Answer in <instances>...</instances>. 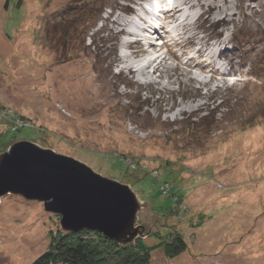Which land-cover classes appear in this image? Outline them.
<instances>
[{
	"label": "rangeland",
	"instance_id": "374dc122",
	"mask_svg": "<svg viewBox=\"0 0 264 264\" xmlns=\"http://www.w3.org/2000/svg\"><path fill=\"white\" fill-rule=\"evenodd\" d=\"M180 1L0 0V107L33 125L4 140L130 185L150 246L166 235L152 208L172 201L123 157L174 171L161 180L189 210L168 233L188 249L150 264H264V0H185L174 13ZM127 85L142 91L133 109ZM9 123L0 115V135ZM58 228L43 202L6 195L0 264H34Z\"/></svg>",
	"mask_w": 264,
	"mask_h": 264
},
{
	"label": "water",
	"instance_id": "95a60500",
	"mask_svg": "<svg viewBox=\"0 0 264 264\" xmlns=\"http://www.w3.org/2000/svg\"><path fill=\"white\" fill-rule=\"evenodd\" d=\"M8 194L43 202L68 234L92 230L120 244L145 236V227L137 226L144 204L129 185L29 141L0 154V204Z\"/></svg>",
	"mask_w": 264,
	"mask_h": 264
},
{
	"label": "trees",
	"instance_id": "16d2710c",
	"mask_svg": "<svg viewBox=\"0 0 264 264\" xmlns=\"http://www.w3.org/2000/svg\"><path fill=\"white\" fill-rule=\"evenodd\" d=\"M131 13L132 12L130 11V14ZM127 14H129V12ZM215 25L222 26V24L220 23H217ZM217 28L218 30L219 28L221 29L220 26H218ZM219 38H222L221 34ZM235 47L239 48L237 44L235 45ZM223 50L224 52L222 54L227 52L226 49ZM128 83L132 84V81L129 80ZM126 88L131 92L127 94V99L128 102L132 104L133 109L136 105H138L139 100L140 102L142 101V91L140 92L137 88H135L134 85H127ZM217 90L220 89H216V93ZM1 108L3 110H6V108ZM141 110L142 109L140 108V110H137V112H140ZM7 115H9V118L6 120V122H15L14 120L16 119V117H19L18 115H14L11 113H6L5 116L7 117ZM20 118L22 120L24 119V121H26L28 125L17 127L12 130L13 124H10V122L6 127V131L4 132V134L0 135V153L5 152L10 143L15 142L14 139L9 141L4 140V136L8 131L19 132L24 128L33 127L32 124L30 125L31 120L26 119L23 116ZM194 124L195 123H191L190 126L193 127ZM123 158L127 160L129 168L133 171H140L142 173L150 174L155 179V181L160 184L161 196L171 198L172 205L167 208H159V213H157L156 208L153 209L151 207L157 223L165 224V219L166 226L163 227L161 225L160 228H163L166 231V235H162L160 229H158V232L156 231L155 234L153 233L155 238L158 239V241H156L157 244L152 246L148 245L146 241L141 237L136 238L134 242L128 244H120L105 238L101 233L97 231L82 230L78 233L68 234L60 227L56 231H50L49 247L47 251L34 262V264H150L152 260L151 254L154 251L163 250L168 259H175L186 252L188 246L183 237L180 234H175L172 232L168 233L169 231H171V228L168 225V221L171 220V218H175L178 221L185 220V215L189 210V207L186 204V195L182 193L183 190L179 189L178 192H175V184L173 181L169 179H165L164 181L161 180L162 174L160 172V168L163 167L167 169L161 164L155 166V163L153 161H150L148 159H140L138 161L139 164L137 165V168L134 170L132 166L133 160H131L133 158ZM142 164L146 165L144 167L147 168V170L143 169ZM167 170L169 171V173L174 172L169 169ZM154 173L155 175H153ZM58 219L61 220L59 216Z\"/></svg>",
	"mask_w": 264,
	"mask_h": 264
},
{
	"label": "built area",
	"instance_id": "2783aa9c",
	"mask_svg": "<svg viewBox=\"0 0 264 264\" xmlns=\"http://www.w3.org/2000/svg\"><path fill=\"white\" fill-rule=\"evenodd\" d=\"M0 115L3 119L7 120L9 118V115H7V117L5 116L6 113H4V110L0 107ZM15 122L10 121V124H13L12 130H14L17 127H21V126H26L28 125V123L24 122V120H22L20 117H16V119L14 120ZM9 122V121H8Z\"/></svg>",
	"mask_w": 264,
	"mask_h": 264
},
{
	"label": "clouds",
	"instance_id": "9594fccd",
	"mask_svg": "<svg viewBox=\"0 0 264 264\" xmlns=\"http://www.w3.org/2000/svg\"><path fill=\"white\" fill-rule=\"evenodd\" d=\"M170 2H172V1H170ZM149 3V2H148ZM173 3H174V0H173ZM172 11L174 12V13H178V11H179V9L177 8V6H175V4H173V6H172ZM171 13L172 15V17L174 16V13ZM181 22H183V19H182V21ZM223 52H224V50H223ZM222 52V53H223Z\"/></svg>",
	"mask_w": 264,
	"mask_h": 264
},
{
	"label": "bare ground",
	"instance_id": "6f19581e",
	"mask_svg": "<svg viewBox=\"0 0 264 264\" xmlns=\"http://www.w3.org/2000/svg\"><path fill=\"white\" fill-rule=\"evenodd\" d=\"M184 2H185V0L180 1V2H179V5H177V8H178L179 6L181 7V6L183 5ZM167 195H168V194H167Z\"/></svg>",
	"mask_w": 264,
	"mask_h": 264
}]
</instances>
